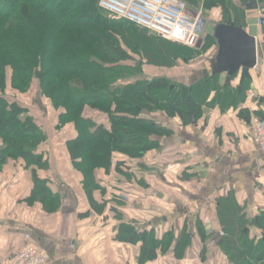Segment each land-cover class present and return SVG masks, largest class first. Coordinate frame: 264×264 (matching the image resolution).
<instances>
[{"label": "trees", "instance_id": "trees-1", "mask_svg": "<svg viewBox=\"0 0 264 264\" xmlns=\"http://www.w3.org/2000/svg\"><path fill=\"white\" fill-rule=\"evenodd\" d=\"M182 1L189 8L202 6L216 25L227 22L246 27L256 11L248 4L257 1L264 8V0ZM202 20L205 22V17ZM262 37L264 40V33ZM209 40L218 45L214 33L204 42ZM204 53L201 43L193 48L113 16L100 0H0V164L22 158L28 165H49L37 150L53 133L41 124L34 102L26 100L31 93L60 110L53 129L75 124L78 135L68 141L67 149L75 167L84 174L88 193L102 189L96 172L110 169L112 163L116 172L130 178L146 168L145 154L160 147L162 137L171 133L152 116L156 110L187 125L214 108L222 113L233 109L248 120L250 111L243 104L250 97L252 76L242 80L240 71L230 83L222 81L223 73L211 72L191 84L166 76L139 77L143 64L174 67ZM127 60L133 63H125ZM127 77L137 78L117 84ZM87 109L95 116H86ZM140 178L145 188L148 181L143 175ZM152 181L149 176V183ZM32 193V199L45 194V204L49 199L52 209L59 205V195L37 175ZM216 200L223 231L220 247L229 261L264 264V209L249 217L234 191L221 193ZM250 220L261 234L251 236ZM207 222L199 217L195 222L200 242L195 251L200 262L206 259ZM121 229L119 240L141 242L139 264L156 260L158 248L163 254L181 258L194 243L186 226L178 237L166 232L161 239L153 230L138 231L130 225Z\"/></svg>", "mask_w": 264, "mask_h": 264}, {"label": "crops", "instance_id": "crops-1", "mask_svg": "<svg viewBox=\"0 0 264 264\" xmlns=\"http://www.w3.org/2000/svg\"><path fill=\"white\" fill-rule=\"evenodd\" d=\"M258 11L264 13V8ZM258 11L253 15L259 14ZM263 33L260 30L258 64L250 70L252 86L258 95L254 100L250 90L243 107L249 109V116L259 114L264 118ZM159 69L170 68L143 64V74L139 77H159L157 74L163 72ZM203 70L204 74L211 72L212 63ZM184 73L186 71L182 72V79H177V73L160 76L183 84L199 80L195 71ZM240 73L242 76L241 70ZM226 76H221L222 81ZM190 78L194 81H189ZM26 100L32 102L33 98L27 96ZM232 110L222 113L218 108L207 109L199 121L190 125L162 111L159 116L157 112V123L171 133L162 137L160 147L143 157L146 171L138 170L136 178H130L124 172H116L112 163L110 169L96 172L102 189L88 193L84 174L75 167L67 149L68 141L78 135L75 124L69 122L60 129H53L60 110L45 103L43 109L38 106L35 112L41 124L49 126L53 133L37 150L49 165L42 168L28 165L22 158L0 164V264H10L13 256L30 244L46 252L53 264H139L141 242L117 238L123 225L138 231L153 230L158 239L166 232L178 237L183 228L188 227L194 242L189 252L176 258L163 254L158 248L157 259L145 264H232L213 235L206 241L212 252L206 254L204 261L200 262L195 251L200 247L195 225L197 217L208 220L205 230L208 226L213 231L222 229L215 205L219 194L234 191L249 217H255L264 209V152L254 143L252 123ZM85 114L95 116L89 109ZM2 145L0 140V148ZM163 164H167L173 174L157 172ZM184 169L187 171L183 175ZM34 175L47 180L52 192L59 195L56 209H52L54 204L50 207L49 199L45 204L43 193L32 199ZM142 175L148 181L146 189ZM149 176L153 179L151 184ZM258 231L253 226L251 236Z\"/></svg>", "mask_w": 264, "mask_h": 264}, {"label": "built area", "instance_id": "built-area-1", "mask_svg": "<svg viewBox=\"0 0 264 264\" xmlns=\"http://www.w3.org/2000/svg\"><path fill=\"white\" fill-rule=\"evenodd\" d=\"M100 5L110 14L126 18L146 27L158 35L175 42L194 46L199 41L202 18L188 12L182 0H100ZM259 18V26L262 24ZM254 142L264 152V118L251 114ZM211 230V226H208ZM10 264H53L50 256L36 244L17 252Z\"/></svg>", "mask_w": 264, "mask_h": 264}, {"label": "water", "instance_id": "water-1", "mask_svg": "<svg viewBox=\"0 0 264 264\" xmlns=\"http://www.w3.org/2000/svg\"><path fill=\"white\" fill-rule=\"evenodd\" d=\"M252 10L259 8L257 1L248 4ZM261 32H264V19H261ZM247 27L236 26L234 23H221L215 27L214 36L218 41V51L212 63V74L227 73L226 82H231V77L238 71H242L243 80L250 76V70L258 64L259 47L257 35L259 33V18L250 16L247 20ZM209 72H205L208 76ZM254 100L258 92L252 86ZM193 123H196L194 120ZM253 221L250 220V224ZM214 240L220 244L222 241V231H215Z\"/></svg>", "mask_w": 264, "mask_h": 264}, {"label": "rangeland", "instance_id": "rangeland-1", "mask_svg": "<svg viewBox=\"0 0 264 264\" xmlns=\"http://www.w3.org/2000/svg\"><path fill=\"white\" fill-rule=\"evenodd\" d=\"M188 7V6H187ZM188 12L190 13V14H192L193 16H200V17H205V22H204V26L203 25H201L200 27L201 28H199V41H198V43H201L202 44V46H203V49H204V51H205V53L202 55V56H197V57H195L194 59H192V60H190V61H179V63H178V66H174L173 68L172 67H164V66H159V67H164V68H170V69H159V70H161V71H163V72H160L159 74H157V76H160V75H165V74H167V75H172V74H178L177 75V79H182L181 78V74H182V72H185L186 71V73H184V74H190L189 72H191V74H192V72H196V74H197V76H198V78L199 79H203L204 77H205V74L203 73V68L204 67H206V65L208 64L209 66H210V64L211 63H213V61H214V59H215V56H216V54H217V51H218V45H217V43H216V41H213V40H209L208 42H204L206 39H207V37L209 36V35H211V34H213L214 32H215V27H216V22L215 21H213L212 19H211V17L209 16V17H207V15H206V12H205V10L203 9V7L202 6H200L199 8H197V9H193V8H189L188 7ZM259 12V14H255V15H252V16H257L258 18H260V16L263 14L264 15V13H261V11H258ZM212 16V15H211ZM260 35H258L257 36V44H258V47H259V43H260V37H259ZM197 46V44L196 45H194V46H192L193 48L194 47H196ZM258 60H259V56H258ZM125 63H131L132 62V60H130V61H124ZM133 63V62H132ZM175 68H177V69H175ZM208 68H210V67H208ZM253 69V68H252ZM155 70H157V69H155ZM149 71V70H148ZM187 71H189V72H187ZM149 73V72H148ZM153 73H155V72H153ZM223 74H227V73H223ZM222 74V75H223ZM152 74H150V77H153V76H151ZM193 77H194V74H193ZM227 77V76H226ZM8 78L10 79V70H9V74H8ZM137 77H135V78H123V79H120V80H118L117 81V84H125V83H127V82H130V81H132V80H134V79H136ZM189 81H191V82H193L194 81V79H192V78H190V80ZM29 96H31L32 98H33V102H34V104H33V106H34V108L37 110L38 109V106L39 107H41V109H43L44 108V103H45V101H41L38 97V99L36 98V96H35V93H31V95H29ZM262 102V101H261ZM36 104V105H35ZM157 112H158V115L160 116L162 113L161 112H159V110H156L155 112H153L152 113V115L154 116V118H156L157 120L159 119V117H158V115H157ZM256 113V112H255ZM166 114V113H165ZM254 115H256V116H258V117H260V118H263L261 115H257V114H254ZM158 117V118H157ZM250 117H251V115L249 116V119H248V121H250ZM155 119V120H156ZM199 119H201V118H199ZM199 119L198 120H196V122L197 121H199ZM251 122V121H250ZM255 143V142H254ZM257 146V145H256ZM258 147V146H257ZM166 165L167 164H163L162 165V168H157L156 169V171L157 172H159L160 174H166V173H170V174H173V171L171 170V169H169V168H167L166 167ZM138 171V170H137ZM141 171V170H140ZM185 171H187L186 169H184V171H182V174L184 175V173H185ZM235 196H236V194H235ZM130 199V198H129ZM128 199V200H129ZM237 199V198H236ZM238 201V200H237ZM217 200H215V205H217ZM260 209V208H259ZM261 210V209H260ZM253 225V223L251 224V228L253 227L252 226ZM208 230V229H207ZM207 230H205L206 231V234L208 235V239L206 240L207 242H209V240H210V238H211V235H213L214 234V232L215 231H213L212 230V227H211V230H209L210 232H212V233H210V232H208ZM219 231H222V229L221 230H219ZM257 233H259V234H261V232H260V230L257 232ZM222 234H223V232H222ZM214 237V236H213ZM220 245V244H219ZM206 248H207V252H206V254L209 252H212L211 251V247L210 246H208L207 245V243H206ZM222 249V248H221ZM223 251V250H222Z\"/></svg>", "mask_w": 264, "mask_h": 264}]
</instances>
